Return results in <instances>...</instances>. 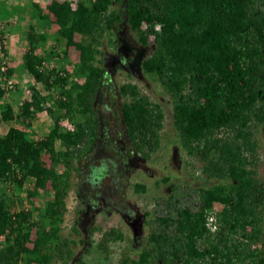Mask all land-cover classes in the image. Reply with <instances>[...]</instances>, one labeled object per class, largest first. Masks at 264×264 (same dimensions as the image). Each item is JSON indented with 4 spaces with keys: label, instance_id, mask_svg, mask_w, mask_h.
<instances>
[{
    "label": "trees",
    "instance_id": "1",
    "mask_svg": "<svg viewBox=\"0 0 264 264\" xmlns=\"http://www.w3.org/2000/svg\"><path fill=\"white\" fill-rule=\"evenodd\" d=\"M119 1L49 0L47 11L55 18L57 33L66 39L62 48L48 44L44 31L28 27L22 69L32 82L18 113L8 102L0 107V122L13 121L0 134V183L19 190L8 198L0 194V264H46L53 257L66 263L73 255L70 242L59 235L68 175L77 168L73 162L98 141L92 107L102 69L93 61L101 37L119 20L109 10ZM123 3L137 41L152 44L140 66L153 73L170 96L181 148L201 164L204 177L215 181L199 188L200 209L178 206L177 197L170 196L155 216L160 226L150 231L148 246L122 264H153L157 259L159 264H264V243L252 246L264 208V183L254 169L253 137V128L264 123V0ZM39 17L47 20L49 14ZM3 32L0 28L2 40ZM42 42L43 53H37ZM67 48L79 54L71 69L45 65L50 57L67 56ZM3 51L6 57L4 44ZM4 66L0 97L15 87L14 70L7 61ZM4 78L11 80V87ZM38 82L47 90H58L50 104L48 95L35 87ZM119 90L127 98L120 107L125 135L132 150L149 158L160 142V104L140 95L130 82ZM43 112L51 125L44 136L32 139L24 126ZM26 181L29 185L22 197ZM134 189L144 190V185L135 183ZM47 191L51 195L42 201ZM16 200L21 202L18 209L13 205ZM210 215L214 229L207 224ZM76 223L77 218L73 231ZM117 235L115 229L104 231L103 241Z\"/></svg>",
    "mask_w": 264,
    "mask_h": 264
},
{
    "label": "rangeland",
    "instance_id": "2",
    "mask_svg": "<svg viewBox=\"0 0 264 264\" xmlns=\"http://www.w3.org/2000/svg\"><path fill=\"white\" fill-rule=\"evenodd\" d=\"M1 1L0 28L3 29L5 36L12 35L11 37L15 40H12V44L16 42L18 47L22 46L24 49L28 27L33 25L36 32L44 31L48 44H56L61 48L65 46V37L57 33L55 18L47 11L46 5L49 0ZM34 4H38L39 8H35ZM123 5V0L111 4L109 10L118 14L119 20H115L111 30L106 31L101 37L98 45L99 52L95 54L93 61L94 65L102 69L92 107L97 119L98 141L90 152L73 162L77 168L70 169L68 175L66 211L59 235L70 242L73 255L66 263L53 257L46 264H79L80 262L122 264L123 260L130 261L137 257L141 249L148 246L150 231L160 226L155 216L161 213L160 209L170 196L177 197L178 206H188L191 210L200 209L199 188L212 184V181L205 180L204 175L201 174L199 168L201 164L181 148L178 132L172 123L171 98L155 79L153 73L143 72L141 66L136 69L112 68L109 63L110 55L115 53V47L119 43L117 37H121L122 34H124L122 38L130 44L140 45L135 30H131L127 24ZM42 13H48L49 18L41 19L39 16ZM74 38L77 39L78 34H74ZM4 46L7 51L5 43ZM145 47L146 55L152 49V44H146ZM43 49L42 42L37 45L36 52L43 53ZM67 49V56L50 57L45 60V65L48 68L64 66L71 69L79 54L77 50ZM17 55L18 59L22 58V61L14 69L15 87L9 90L14 92L13 99L5 98L2 102L4 104L6 100L14 113H18L22 98L27 94L28 86L32 82L31 76L22 69L23 51L17 52ZM125 82L134 84L140 95L147 96L152 102H158L162 109L159 146L149 158L132 150L131 143L124 132L120 107L127 98L121 94L119 87ZM35 87L41 94L48 95V104L51 103V97L58 94L57 89L47 90L39 82L35 83ZM5 122L13 124V121ZM67 122L63 121V124ZM7 124L0 123V134L4 133ZM50 125L49 117L43 112L31 119L30 125L24 128L32 139H36L44 136ZM253 137L256 140L254 169L256 177L264 183V123L253 128ZM105 158L115 161L116 168L105 178L101 186L94 189L86 183V176L91 166ZM135 183L143 184L144 190L135 191ZM28 185L26 181L20 191L21 196ZM18 191L9 184L0 183V194L5 198L18 195ZM50 195V191L45 192L41 200L44 201ZM79 198L83 201L82 203ZM22 199L21 202H24ZM21 202L16 200L13 203L14 207L18 209ZM83 207L85 208L78 211V208ZM218 208V204L212 206L214 211ZM75 218H77V231L71 228ZM257 228L259 233L252 241V246L261 247L264 243L262 236L264 208H262V218ZM109 229H115L119 235L104 242L103 232ZM249 231H251L250 228ZM153 264H159L158 259Z\"/></svg>",
    "mask_w": 264,
    "mask_h": 264
},
{
    "label": "flooded vegetation",
    "instance_id": "3",
    "mask_svg": "<svg viewBox=\"0 0 264 264\" xmlns=\"http://www.w3.org/2000/svg\"><path fill=\"white\" fill-rule=\"evenodd\" d=\"M123 36L124 34H122L121 37L120 36L117 37L119 43L115 47V53L110 55L109 63L112 65V68L118 67L120 69H131V68L136 69L138 66V62L143 59V56L146 53V47L145 45L142 44L140 45L130 44L129 42H127L125 39L122 38ZM204 178L205 180L212 181V183L213 181H215V179L213 178L211 179H208L206 177ZM262 236L264 237V232Z\"/></svg>",
    "mask_w": 264,
    "mask_h": 264
},
{
    "label": "clouds",
    "instance_id": "4",
    "mask_svg": "<svg viewBox=\"0 0 264 264\" xmlns=\"http://www.w3.org/2000/svg\"><path fill=\"white\" fill-rule=\"evenodd\" d=\"M138 67H140V65ZM115 168V161L107 158L101 159L98 164L91 167L86 177V183L94 189L101 186L105 178L108 177Z\"/></svg>",
    "mask_w": 264,
    "mask_h": 264
},
{
    "label": "crops",
    "instance_id": "5",
    "mask_svg": "<svg viewBox=\"0 0 264 264\" xmlns=\"http://www.w3.org/2000/svg\"><path fill=\"white\" fill-rule=\"evenodd\" d=\"M0 2H2V1L0 0ZM4 36L5 35H3V41H4L5 45H7L6 61H7L8 66H10L14 70L15 67L19 66V63L22 61V58L18 59L17 52L21 53L23 51V47L22 46L18 47L16 42H14L12 44V40L13 41H15V40H14V38L11 37L12 36L11 34H8V36L6 35L5 37ZM0 77H2V76L0 75ZM0 82H2V78L0 79ZM13 95H14V92L8 91L6 93V96L5 97L3 96L4 98L0 97V106H2V104H3L2 102L5 98L12 100ZM9 96L11 98H9ZM5 102H7V101L5 100ZM0 123L1 124H7L6 122H0ZM9 126H10V123L7 124V126L5 127V130L3 132H5Z\"/></svg>",
    "mask_w": 264,
    "mask_h": 264
},
{
    "label": "built area",
    "instance_id": "6",
    "mask_svg": "<svg viewBox=\"0 0 264 264\" xmlns=\"http://www.w3.org/2000/svg\"><path fill=\"white\" fill-rule=\"evenodd\" d=\"M3 44H4V41L1 39V36H0V62H1L0 63V69H1V71L5 70V66L4 65L6 63V57H5V54H4V51H3ZM4 79L6 81L7 86L11 87L12 86L11 85V80L7 79V78H4ZM212 220H213L212 215L207 217V224L210 225L211 229H214L215 226L211 224Z\"/></svg>",
    "mask_w": 264,
    "mask_h": 264
},
{
    "label": "water",
    "instance_id": "7",
    "mask_svg": "<svg viewBox=\"0 0 264 264\" xmlns=\"http://www.w3.org/2000/svg\"><path fill=\"white\" fill-rule=\"evenodd\" d=\"M139 65H140V61L138 62V66H139ZM138 66H137V67H138Z\"/></svg>",
    "mask_w": 264,
    "mask_h": 264
}]
</instances>
